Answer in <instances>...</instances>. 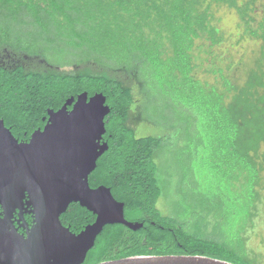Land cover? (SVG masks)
Listing matches in <instances>:
<instances>
[{
	"label": "trees",
	"instance_id": "16d2710c",
	"mask_svg": "<svg viewBox=\"0 0 264 264\" xmlns=\"http://www.w3.org/2000/svg\"><path fill=\"white\" fill-rule=\"evenodd\" d=\"M257 2L0 0V120L19 142L44 128L48 110L82 93L102 94L110 109L108 149L89 186L110 189L126 221L142 227L106 225L82 264L136 256L254 263L247 232L264 198V14L256 18ZM222 6L240 22L239 42L261 41L241 77L236 65L213 56L226 37L214 17ZM142 124L157 134L137 137ZM180 138L195 146L194 159L202 147L221 165L209 191L197 173L194 190L182 178L184 202L194 195L200 202L164 214L157 205L175 188L168 164ZM224 216H232L229 225ZM95 219L78 203L60 216L74 234Z\"/></svg>",
	"mask_w": 264,
	"mask_h": 264
},
{
	"label": "water",
	"instance_id": "95a60500",
	"mask_svg": "<svg viewBox=\"0 0 264 264\" xmlns=\"http://www.w3.org/2000/svg\"><path fill=\"white\" fill-rule=\"evenodd\" d=\"M109 112L102 94L71 97L59 110L47 111L44 128L28 142H19L0 120V264H82L106 225L142 227L126 221L124 204L110 189L89 186V175L108 149L102 140ZM72 203L96 217L78 234L60 221ZM23 211L32 214L31 227ZM15 213L25 234L12 221ZM99 264L231 263L201 256H136Z\"/></svg>",
	"mask_w": 264,
	"mask_h": 264
},
{
	"label": "rangeland",
	"instance_id": "374dc122",
	"mask_svg": "<svg viewBox=\"0 0 264 264\" xmlns=\"http://www.w3.org/2000/svg\"><path fill=\"white\" fill-rule=\"evenodd\" d=\"M257 9L256 18L260 20L264 14V0H258ZM214 17L218 21V27L226 37L225 41L219 47L213 49V56L232 62L237 66L235 68L239 69L236 76L241 77L242 67L254 57V54L259 52L261 41H255L245 36L244 39L239 42L240 36L243 35V29L239 26L240 22L233 10L223 6L214 8ZM204 77L210 82L213 81V78L210 76ZM157 130L158 129L154 127L142 124L138 126L136 136L140 138L148 135H156ZM174 141L177 143L175 146L176 153L168 165L173 172V187H175V191L172 188L174 193L171 192L167 199L162 198L157 205L158 209L164 214L172 212L176 204L177 207L180 205L181 208H183L187 205L191 206V204L192 206L195 204L198 205V202H200V199L196 195L192 197V200L188 198L187 202H184L183 192L181 191L182 188H184L182 186V178L185 180V187L188 186V183H191V186H193L192 190H194V174L197 173L199 185L205 189L204 192H206L210 190L209 185H215V178L213 179L211 176L213 175L212 173L218 170L217 166L221 165L218 158L210 154L208 149L203 154L202 147H198L197 152L201 158L197 157V159H194L192 155L190 156L189 154L195 147L194 145L187 141H183L181 138ZM178 150H180V152H178ZM210 157H213L215 162L208 163L207 159ZM161 166H164V161L161 162ZM262 194L264 197V191H262ZM221 210L220 213L219 210L218 212H213V216H220ZM232 220V216H224L220 219L221 223H225L223 225H229V221ZM247 236L249 238L247 247L253 254L251 255V260L254 262L253 264H264V198L258 207L257 217L254 220V227L249 229Z\"/></svg>",
	"mask_w": 264,
	"mask_h": 264
},
{
	"label": "flooded vegetation",
	"instance_id": "af4514ba",
	"mask_svg": "<svg viewBox=\"0 0 264 264\" xmlns=\"http://www.w3.org/2000/svg\"><path fill=\"white\" fill-rule=\"evenodd\" d=\"M6 58H8V56H5ZM43 119H46L47 120V117H44ZM42 119L43 122L46 123V120L44 121ZM29 138L26 139V140H23V142H28ZM28 211H30V208H28ZM0 213H1V209H0ZM23 218L25 220V224H27V227H31L32 226V214H29V213H26L25 211H23ZM19 216L18 214H14L13 218H12V221L14 222V225L15 227L18 229V233L20 234H25L26 230L23 228V227H20V224L17 223V221L19 220Z\"/></svg>",
	"mask_w": 264,
	"mask_h": 264
}]
</instances>
